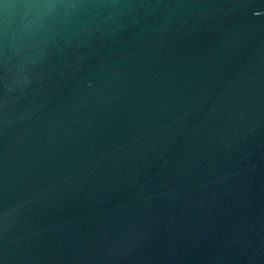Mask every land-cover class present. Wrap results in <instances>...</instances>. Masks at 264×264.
Returning a JSON list of instances; mask_svg holds the SVG:
<instances>
[{"label":"water","instance_id":"1","mask_svg":"<svg viewBox=\"0 0 264 264\" xmlns=\"http://www.w3.org/2000/svg\"><path fill=\"white\" fill-rule=\"evenodd\" d=\"M0 264H264V0H0Z\"/></svg>","mask_w":264,"mask_h":264}]
</instances>
